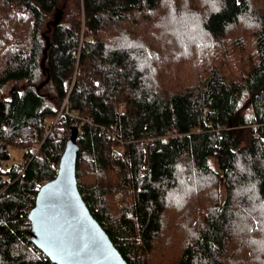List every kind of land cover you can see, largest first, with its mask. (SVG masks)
Segmentation results:
<instances>
[{
  "label": "trees",
  "instance_id": "trees-1",
  "mask_svg": "<svg viewBox=\"0 0 264 264\" xmlns=\"http://www.w3.org/2000/svg\"><path fill=\"white\" fill-rule=\"evenodd\" d=\"M169 24L193 71L159 53ZM71 125L78 191L127 264L168 247L170 206L173 264H264V0H0V264H51L26 214ZM178 168L201 178L187 194Z\"/></svg>",
  "mask_w": 264,
  "mask_h": 264
},
{
  "label": "water",
  "instance_id": "water-1",
  "mask_svg": "<svg viewBox=\"0 0 264 264\" xmlns=\"http://www.w3.org/2000/svg\"><path fill=\"white\" fill-rule=\"evenodd\" d=\"M77 135L71 125L55 174L36 190L26 214L29 241L51 264H127L76 186Z\"/></svg>",
  "mask_w": 264,
  "mask_h": 264
},
{
  "label": "rangeland",
  "instance_id": "rangeland-1",
  "mask_svg": "<svg viewBox=\"0 0 264 264\" xmlns=\"http://www.w3.org/2000/svg\"><path fill=\"white\" fill-rule=\"evenodd\" d=\"M169 21H167L168 23ZM242 24H240V26H237L233 29H231L229 31V35L233 36L235 34H240L239 30L241 29ZM154 29L153 27L149 28ZM158 29V28H155ZM244 33H248V31L246 29L242 30ZM155 36L158 35L157 32H154ZM173 35L174 34V29L171 26V24L168 25V29L158 38L156 36V38H158L160 41H162V43H164L165 45V49L161 52H159L160 54H163V52L168 53L172 60L174 61V63L172 64L174 67L177 65H182L185 66L186 69L185 71H193L192 68L196 67L192 64V61H188L189 60V54L190 52L194 51L196 48L195 46H181L177 43L176 37L173 40ZM144 41L146 43H150L152 39H154V36L152 35V33L150 32H146V35H144ZM172 38V41H170ZM245 38L247 39V37L245 36ZM159 51V50H158ZM215 49H214V54H215ZM222 52V51H221ZM223 53V52H222ZM212 54V52H209V57ZM186 57V61H179V59H182ZM225 61L228 60L227 56L223 57ZM10 84H6L3 86V89L1 91V95H5V93L7 92V90L9 89ZM238 109H240L241 114H243L244 116H249L250 115V106L248 103V98L247 95L244 93V95H242V98L240 99L239 105H238ZM8 151H9V159L6 161L5 164H2V167L8 166L10 163H18L21 162V150L17 149V148H12V147H8ZM181 161V160H180ZM209 165L213 168L216 169L215 164H214V160L212 158H210L208 160ZM182 165H185V162H182ZM182 171H184V169L178 168V172L179 175H177L178 177V185H177V192L178 193H186L187 194V190L190 186L191 183H200L201 178L194 173L191 170L186 171L187 177H185L184 175L180 174ZM4 177V176H3ZM6 178V177H5ZM84 177L80 176V180H82ZM88 185V183L86 182L85 185ZM85 185L83 186V188H85ZM218 195L220 197H222V188L221 186L218 187ZM166 210L163 211L162 214V221L164 222L162 231H160L159 234L155 240H154V245L156 246H168L166 249H160L157 248L155 250V253L151 256V264H173L175 257L178 254V244H174V240L175 238H171L168 239L169 236L175 234V231L178 230V233L181 232L180 227L176 224H174L172 221H176L175 217L176 214L174 213V211L176 210V208H172V206L165 208ZM114 212L115 209H113ZM108 214H110L112 212V209H107ZM112 212V213H114ZM115 214V213H114ZM173 218V219H172ZM191 216H189L188 214H185L184 216H182V218H180V221H188L190 220ZM170 223H172L173 225H170ZM166 225L167 228H165L164 226ZM176 242L177 239H176ZM171 245V247L169 248V246ZM255 249V248H253ZM174 255V257H173ZM171 257H173L171 259Z\"/></svg>",
  "mask_w": 264,
  "mask_h": 264
},
{
  "label": "built area",
  "instance_id": "built-area-1",
  "mask_svg": "<svg viewBox=\"0 0 264 264\" xmlns=\"http://www.w3.org/2000/svg\"><path fill=\"white\" fill-rule=\"evenodd\" d=\"M114 132H115V126L112 127V129H110V134L114 135ZM37 150V146H32L30 148V152H32V154H34Z\"/></svg>",
  "mask_w": 264,
  "mask_h": 264
}]
</instances>
